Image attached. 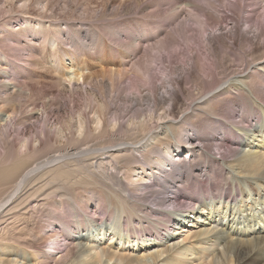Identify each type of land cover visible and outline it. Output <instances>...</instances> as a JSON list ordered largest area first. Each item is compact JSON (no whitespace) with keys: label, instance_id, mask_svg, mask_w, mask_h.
<instances>
[{"label":"bare ground","instance_id":"obj_1","mask_svg":"<svg viewBox=\"0 0 264 264\" xmlns=\"http://www.w3.org/2000/svg\"><path fill=\"white\" fill-rule=\"evenodd\" d=\"M59 1L0 0V156L22 118L25 128L40 123L39 132L18 131L20 159H0V264H264V11L256 18L249 0H173L168 22L183 16L182 4L194 19L150 48L163 31L145 21L147 0H104L96 9L89 0L84 10L69 0L65 9L82 10L72 22L54 21ZM16 7L42 12L10 18ZM109 12H134L140 30L83 26L97 16L108 24ZM65 49H109L126 66L87 78L72 65L53 77L56 94L40 92L49 101L37 116L27 103L31 74L45 50L57 67ZM68 93L82 103L65 105ZM22 95L23 109L7 108ZM46 146L52 151L39 157ZM129 159L135 167L122 174ZM83 178L120 209L93 190L75 198L68 187ZM170 229L189 235L172 242Z\"/></svg>","mask_w":264,"mask_h":264},{"label":"rangeland","instance_id":"obj_2","mask_svg":"<svg viewBox=\"0 0 264 264\" xmlns=\"http://www.w3.org/2000/svg\"><path fill=\"white\" fill-rule=\"evenodd\" d=\"M56 1L58 3V0H51V2H56ZM90 1L94 2V0H90ZM103 1L104 0H96L95 1L96 4L93 5L92 8L96 9V7H98L101 3H103ZM171 1H173V0H147L146 1L147 3H149L151 5L152 9H150L149 12H147L149 15H151L150 20H149V18H145V19H148V20H145V21L146 22H149L152 25L151 26L152 27V30L156 31L157 29L158 30H161L162 29V31H163V32L161 31L162 33L160 34V36L155 41L150 42L149 43L150 45L147 44V46H149L150 48L156 47L157 43L159 41H161V40L164 39L163 36H169V35L173 34V32L175 31V29L177 28V26H179V24L184 23L183 21L186 22V21H188L191 18L194 19V15H190V14L188 15L189 11H187L188 9L186 7H184V4L186 3L185 0H184V2H183L184 4H182V7L183 8H181V6H176V8L178 7V8H181L182 9L183 16L177 22H174V23L172 22L173 24L171 22H168L167 19H169V17H170V13L169 12H170V10H173L172 9L173 6L170 5ZM67 2H70V1L69 0H60L58 6L54 7L53 14H52L53 17H54V21H59V22H72V21H75V20H79L80 19L82 10L79 11V12H77L73 8H71V9H65L64 8V5ZM247 2H248L249 5L251 4L250 6H252V9L253 10H255V12H256L255 14L256 15L254 14V16H256V18L259 17V15H261V13H263V11H264V0H249ZM79 3H80L81 9L84 10V8L82 7V5H84L86 7L87 6L86 4L89 3V0H83V1L80 0ZM127 5H128L127 7H129V8L132 7L130 3L127 4ZM221 6H223L222 3H221ZM221 6H219V11L220 12L224 11V8L221 7ZM40 9H41V7H36L33 10L27 11L28 14H23V10L21 8H19V7H16L15 8V11L13 10V13L10 15V18L17 19V18H23L24 17V18H31L33 20H37L39 18L38 17L39 14L42 12ZM174 9H175V7H174ZM108 10H110V8H108ZM166 11H167V13H166ZM134 12L138 14L139 8L137 10L135 9ZM134 12H130L129 15L128 14L126 15L125 12H123L121 14H116L114 12H109L107 14V16H106V20H108L107 21L108 24L106 22H103V23L97 22V21H100L99 18H98L99 16H97V18L84 19V20H82V22H84V25L83 26L86 29L89 26H91V25H89V23H92L91 21H93V22L96 23V26L100 27V29H102V30L103 29H106V28H110V27L112 28V27L117 26V25H119L121 23H124V24L127 25L126 26L127 32L128 33H131L132 31H134V32L139 31L140 30L139 28L141 27V23L140 22L138 24H135L138 17H137V14H134ZM143 13H146V12H143ZM48 15H50V12H49ZM227 15L230 16L231 18H233L232 13L229 12ZM190 16H192V17H190ZM151 18H153L152 19L153 21L151 20ZM163 18H165V19H163ZM140 19H141V17H140ZM154 19H156V20H154ZM161 20H162V22H161ZM46 21L47 22H50V21H53V20L46 19ZM85 21H89V22H85ZM151 21L154 22V23H152ZM225 21L231 23L229 20H225ZM78 22H81V21H78ZM160 23H162V24H160ZM225 28H226V23H225ZM227 31L228 30L225 29L222 33L224 34ZM218 34H221V32L218 33ZM141 35H142V32L139 33V36L138 37H140ZM147 46L143 47L142 52L138 55L139 57L142 56L143 51L145 50V48L148 49V50H150L149 47H147ZM65 50H67V49H65ZM44 52L41 55L45 56L46 59H44L42 62L39 63V66H38L39 69L37 68V70H38L37 73L36 74H34V73L31 74V76H33L32 77L33 82L32 83L30 82L31 83L30 84V87L34 91V96H32V100L31 99L30 100L27 99V101H28L27 103H29L31 101V102H33V103L30 102L31 105L33 104V106L36 105V106L39 107V108L37 107L36 110H35L36 111L35 114L37 116L39 115V111L41 110L42 103L45 100H48L49 101V99L42 98V95L40 94V92L43 91L44 92L43 94L48 93L49 95L56 94V92L59 89L56 86L52 85V83H56V82H54V81H56L55 80L56 78L53 79V77H60L61 75H63V72L66 71V70H68L69 68H71L72 65H74L75 67L77 66V67H80V68H85V70L87 71V73H86L87 74L86 75L87 78L90 75H94V76L100 75L101 72H102V69H110V68L119 69V68H122V66L123 67L126 66V64H125V66L121 64L122 62H121V60H119L120 57L117 56L114 59V57H112L113 56L112 53H114V52L110 51L109 49L99 50L98 53H96V54L84 53L82 55H74L71 51L68 52V50H67V52L65 51L67 53V55L65 54V52H61V55H60V60L61 61H60V64L57 67H55L56 65H52L51 64V58H52L51 51L45 50ZM123 52H124V54L125 53L127 54V52H125V51H122L119 54H123ZM64 56H66V57H64ZM139 57L136 56V58H139ZM175 62H176V60H175ZM152 65H153V67L155 66V67L160 68V71H162V69H161L162 67H160L161 64L159 63V61L158 62H155ZM162 66L163 67H166L167 66V63L165 62V60L163 61ZM59 67H60V69H59ZM58 70H60V71H58ZM180 73H182V72H180ZM21 81L23 82V79H21ZM51 85H52V87H51ZM10 88H13V86H11ZM14 90L16 91V89H14ZM60 91H63V90H60ZM126 93H128V92L125 91V95H127ZM72 95L73 94H71V93H68L67 94V96L65 97V100L63 101V103H65V105H67V102H68V104H70L69 103L70 100H68L70 97H73V99H75V102L77 103V105H79V104L82 103V96H79V95L72 96ZM20 100H21V103L20 104L19 103H16V101H14L11 104H9L7 106V108L12 109V110L16 108V109H19L20 110L23 107V101H24L23 100V95H22V98ZM145 101H146V99H145ZM143 104H146V103L144 102ZM121 105H122V103H121ZM133 105H136V102L133 103L132 106ZM145 108H146V106L143 107V109H145ZM37 109H38V111H37ZM65 110H66V108H65ZM2 112L3 111H0V116H3V115L6 114V113H4V112L2 113ZM179 115H180V112H178V113L176 112V116L178 117ZM204 116L205 115H201V116H198V117L189 118L187 120V123L196 125L195 122L196 121L197 122L199 121L197 119H200V118L202 119V117L204 118ZM193 119H194V121H193ZM29 121L31 123H33V125H29ZM29 121H27L28 123L25 124L27 126L25 128V127L22 126L23 125L22 124L23 123V118H22L21 125L13 128L12 130H10L11 133H9V134L11 136L10 137L11 138L10 139V142H12V144H13L12 145V148H10L9 150H6V154L3 153L5 150H3V151L1 150V153H3L1 156L2 157H6L7 158L6 160H8L6 166H10V165H12L14 163V161L20 159V158H17V157L21 156L19 154V148H20L21 142L19 141V138L17 137L18 136V131L20 129H23L24 128V131L26 130V132H29V133L30 132H35V131L39 132V127H40L39 121L36 120V119L35 120L32 119V120H29ZM30 126H32V127L30 128ZM52 130H53V128H52ZM38 146L37 145L35 146V147H37L36 149L39 148ZM50 150L51 149H48V146H46L45 148H42V149L40 148V151L38 152L39 153V157L44 156L47 153H50L52 151V150L51 151ZM150 152L151 151H147L146 153H143L142 154V157H143V159L146 162L150 161V158H151L150 156L152 155ZM32 153H33V151H31V154ZM13 155H15V157ZM1 156H0V159L2 158ZM134 160L135 159H129L127 161H124L123 163H120V167L122 169V174L125 173V170H128V169H131V168L135 167V164L136 163L134 162ZM199 160L201 161V159H199ZM151 171H154L153 168L151 169ZM151 171L148 172V175L151 173ZM124 178H125V176H124ZM134 180H138V179L134 178ZM86 181L87 180L85 178H83V180L80 183H78V181H76V184L69 185L68 190L71 191V193H73V196L75 198H78L81 195H83L85 193V191L93 190V192H96L97 194H100L103 197L104 201L107 204H111L114 208L120 209L119 208L120 207V203L114 197L111 198L105 190H103V189H101L99 187H96V186L91 185V184L90 185H84V183ZM188 184L189 183H187V185ZM189 186H191V185H189ZM192 190L190 189L188 191L191 192ZM170 230H171V234H172V235H170V237L172 239V242L182 241V239L184 237H186V236L189 235V233H182V235L181 234L180 235L173 234V232H176V230H172V229H170ZM186 230L190 231V230H192V228H187ZM188 231H186V232H188ZM184 243H183L184 245H190V244L193 243V241L192 240H187ZM17 251H19V250H17Z\"/></svg>","mask_w":264,"mask_h":264}]
</instances>
